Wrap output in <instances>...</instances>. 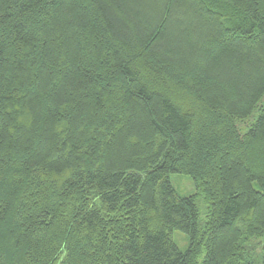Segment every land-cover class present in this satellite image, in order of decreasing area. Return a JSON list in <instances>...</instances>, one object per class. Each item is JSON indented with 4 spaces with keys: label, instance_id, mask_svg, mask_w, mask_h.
<instances>
[{
    "label": "trees",
    "instance_id": "16d2710c",
    "mask_svg": "<svg viewBox=\"0 0 264 264\" xmlns=\"http://www.w3.org/2000/svg\"><path fill=\"white\" fill-rule=\"evenodd\" d=\"M0 264H264V0H0Z\"/></svg>",
    "mask_w": 264,
    "mask_h": 264
},
{
    "label": "rangeland",
    "instance_id": "374dc122",
    "mask_svg": "<svg viewBox=\"0 0 264 264\" xmlns=\"http://www.w3.org/2000/svg\"><path fill=\"white\" fill-rule=\"evenodd\" d=\"M246 125V123H241L240 127H243ZM171 183L176 189V191L182 195L190 194L194 191V185L192 183V180L186 176L181 174H173L171 175ZM173 237L175 240H177L180 247L184 246L185 239L184 236L179 234V232L175 231L173 233Z\"/></svg>",
    "mask_w": 264,
    "mask_h": 264
}]
</instances>
